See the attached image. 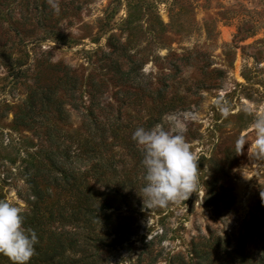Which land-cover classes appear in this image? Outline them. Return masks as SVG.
I'll list each match as a JSON object with an SVG mask.
<instances>
[{
    "label": "rangeland",
    "instance_id": "374dc122",
    "mask_svg": "<svg viewBox=\"0 0 264 264\" xmlns=\"http://www.w3.org/2000/svg\"><path fill=\"white\" fill-rule=\"evenodd\" d=\"M260 116L264 0H0V200L26 210L33 177L70 213L62 170L104 192L106 264H264ZM167 121L199 184L148 207L132 134Z\"/></svg>",
    "mask_w": 264,
    "mask_h": 264
},
{
    "label": "clouds",
    "instance_id": "9594fccd",
    "mask_svg": "<svg viewBox=\"0 0 264 264\" xmlns=\"http://www.w3.org/2000/svg\"><path fill=\"white\" fill-rule=\"evenodd\" d=\"M151 128L137 127L132 140L142 151L145 170L143 204L166 207L170 202L186 201L199 184V157L186 140V125L167 121ZM255 149L264 153V116L254 120ZM243 147L244 141H238ZM38 242L36 233L23 226V214L18 206L0 200V254L12 264H28Z\"/></svg>",
    "mask_w": 264,
    "mask_h": 264
},
{
    "label": "trees",
    "instance_id": "16d2710c",
    "mask_svg": "<svg viewBox=\"0 0 264 264\" xmlns=\"http://www.w3.org/2000/svg\"><path fill=\"white\" fill-rule=\"evenodd\" d=\"M62 173L64 175L59 177L53 175V185H68L79 197H83L70 213L58 203H48L47 188L41 187L33 177L26 181L28 193L25 201L28 208L21 211L23 226L33 230L38 238L28 264H106L101 257L103 247L106 246L107 235L114 232L116 226H113L104 209L108 207V202L97 204V194L105 199V193L87 183L73 180L71 173L65 174L63 170ZM67 226L74 229H67ZM194 256L199 258L201 253L195 251ZM0 264L12 262L0 254Z\"/></svg>",
    "mask_w": 264,
    "mask_h": 264
}]
</instances>
